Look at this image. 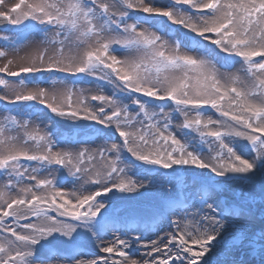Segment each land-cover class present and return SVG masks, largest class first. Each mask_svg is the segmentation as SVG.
Here are the masks:
<instances>
[{
	"label": "snow or ice",
	"instance_id": "obj_1",
	"mask_svg": "<svg viewBox=\"0 0 264 264\" xmlns=\"http://www.w3.org/2000/svg\"><path fill=\"white\" fill-rule=\"evenodd\" d=\"M0 20L24 29L0 36V102L6 105L0 117V264H212L215 251L233 250L251 259L217 264H264V0H19L0 11ZM30 44L45 47L20 57L23 62L9 58ZM45 73L47 80L36 75ZM55 73L65 76L53 78ZM80 75L111 85L112 94L91 96L98 103L89 106L80 89L74 101L77 89L68 77ZM45 83L53 90L40 87ZM36 106L77 128L80 121L101 127L77 131L72 141L52 128L29 131L40 116L32 111ZM173 113L199 144L177 137ZM106 129L120 143L103 135ZM92 135L102 141L95 149L76 147ZM238 140L246 142L247 156L237 150ZM125 152L175 176L178 168L192 173L185 175L183 202L153 215L164 216L172 231L160 235V229L147 242L143 230L115 222L108 227L111 204L103 198L114 191L139 193L154 179L132 178ZM53 167L66 170L81 189L68 192L51 178L38 179ZM256 177L262 227L237 232L234 220L254 216L250 197L240 191L222 205L227 188H217ZM204 189L212 195L206 198ZM164 190L179 200L175 180L166 181ZM81 235L98 242L95 255L85 258L76 250ZM57 237L67 246L54 245Z\"/></svg>",
	"mask_w": 264,
	"mask_h": 264
},
{
	"label": "rangeland",
	"instance_id": "obj_2",
	"mask_svg": "<svg viewBox=\"0 0 264 264\" xmlns=\"http://www.w3.org/2000/svg\"><path fill=\"white\" fill-rule=\"evenodd\" d=\"M19 0H4V5L0 6V11H7L10 9L14 4L18 3ZM29 2H32V0H29ZM13 27V25L11 26ZM24 29L23 27H18L17 30L9 29V31H0V36H9V37H14L17 33L22 32ZM29 30H32V25L29 23ZM40 39L39 36L36 37V40L38 41ZM5 45V41L0 40V46ZM45 47L44 45H37V44H30L24 47L23 49L20 50L19 53L16 52H10L9 53V58L15 59L17 62H23L20 60V57H23L27 54H36V52L39 49H42ZM49 47V54L52 52V47ZM0 67H3V61H0ZM240 68V65L237 64L235 69H232V71H236ZM11 70H15V67H13ZM221 71H224V69H221ZM64 74V73H61ZM40 79H49L48 74H36ZM65 76L55 73L53 78L60 77L63 78ZM70 77H68L69 79ZM12 81H15L17 78H10ZM70 80L72 82H75L77 93L76 96L74 97V101L77 99L81 98V93L80 89H83V97L87 98V102L89 106H94L96 103L95 101L91 100V96L93 95H99V94H105V95H111L113 92V87L108 84H101L100 82L94 80L92 77L88 76H76V78L72 77ZM69 80V81H70ZM34 87L32 85L29 86ZM40 87H45L48 88L49 91H52V85L50 84H41ZM101 89H103V92L101 93ZM56 90L59 92H63V86L62 85H56ZM147 99V98H145ZM127 103V101H125ZM150 103H153L150 101ZM6 105L3 102H0V117H2L5 112ZM9 110H11V106H7ZM152 110V109H150ZM34 112H38L40 114L39 119H35L32 121V124L29 128V131H35L37 127H39V131L41 134H43L45 131L48 130V128L55 129L57 133H63V139L72 141L75 139L74 133L77 131L81 130H87L91 128L92 130L99 129L101 126L95 125L92 122L89 121H80L79 122V128H77L73 122L67 118V117H59L47 109H45L42 106H36L33 108ZM166 112H172V108L166 107L165 109ZM13 115L15 113H12ZM207 115H212L213 118H217L216 115L213 114V110H207ZM19 118V117H18ZM23 119H27V116H24ZM183 123V117L179 114L173 113V128L172 131H174L177 134V137L182 139V140H187L191 141L194 144H199V139L196 133L191 132L186 129H182L181 125ZM45 126H48L47 128ZM15 134V133H12ZM21 138L23 139V133L21 131L20 133ZM103 135H112L113 136V141L116 143H120V140L115 137L114 133L111 131V129H106L103 132ZM83 139L90 141L88 144L84 145H77L76 147H88L91 149H95L97 145L101 144L102 141L97 139L96 136H84ZM27 148L35 151V144L34 142H29L26 145ZM60 148H65L68 147V145L65 144H60ZM204 147V155L207 158L208 156V146L203 145ZM237 150L240 152H243L246 156L248 154V147L246 145V142L243 140H238L236 143ZM59 150V149H54ZM124 159L128 162V168L130 169L129 175L132 176V178H138V177H149L153 178L151 186L147 190H141L140 192H145V191H150L146 193L144 198L146 200H149L152 205L150 204H141L143 201H124L123 199H120L118 196L117 198H112L114 195H117V193L110 195L112 197H104L103 199H106L110 202L111 207L109 209V212L111 213L112 220L111 221H118L120 222L121 226L116 225L117 227L120 228H125L127 230H133V229H140L143 230L144 232V242H147L149 238L151 239H156V233L158 230L163 229V231H160V235H164L165 232L171 231L169 228V225L166 227L161 226L160 221L158 218L153 219V215L157 213V211L160 209L158 208L157 204L160 201V198H170V197H175L177 193L175 192H166L164 190L165 188V182L168 180H175L177 182V185L180 189L179 191V198L184 200L185 197V184H184V179L185 176L182 177V175L175 176L170 174L169 170H163L159 169L158 166H152V165H144L141 162L135 161L134 158H132L129 154L126 152L123 154ZM97 166H100V161H96ZM33 167H36L35 163L32 164ZM177 173L180 174H185V175H191L192 173H184L181 171V169H176ZM43 178H51L55 180L58 183H61L64 187L65 191L72 192V191H79L81 189V182L77 181L75 183L72 182V177L68 176L66 173V170H61L58 171L56 170L55 167H53L51 173L48 171H43L41 174L38 176V179H43ZM0 183H3V180L0 179ZM26 183H28L26 181ZM147 183V181H145ZM91 186H85V189L88 190L90 189ZM225 188H227V192L225 195H221V198L226 197L228 202L231 201V197L234 195L238 194L240 191H244L246 194L249 195L250 199L248 203L252 205V212L254 213V216L250 219V221H242V220H234L233 222V229L236 230L237 232L240 230L237 227H234L236 224H250V226L246 231H259V229L262 227L261 224V216L259 214V206L261 203L260 200V177H256L252 180H239L235 179L233 180L229 185L227 186H220L217 191L219 192H224ZM120 193V192H119ZM127 194V195H135L136 193H122ZM191 190L189 189V195H191ZM144 199V201H146ZM226 202L223 201V204ZM222 204V205H223ZM235 207V205H233ZM232 210L227 209L225 210V214L228 215L230 214ZM50 215H56L55 212H50ZM237 216L239 215V210H236ZM68 223H75V221H72L70 218H62ZM110 221V222H111ZM22 223L26 221H21ZM37 222V221H33ZM110 227V226H108ZM107 230V229H106ZM119 234V233H117ZM139 232L133 231L132 235H138ZM112 237L109 236L108 240H110ZM54 245H58L60 247H66L67 245L64 243V239L62 237H57L52 241ZM77 251L78 252H83L88 254L85 258H88L89 256L95 255L96 253V247L95 243L92 239H90L87 236L81 235L78 237L77 241ZM136 248L140 250V253L146 251V249L141 248L140 245H136ZM216 252H220L221 254H227L228 252L224 251H215L214 254H217ZM137 253V256L140 254ZM212 254V255H214Z\"/></svg>",
	"mask_w": 264,
	"mask_h": 264
},
{
	"label": "bare ground",
	"instance_id": "obj_3",
	"mask_svg": "<svg viewBox=\"0 0 264 264\" xmlns=\"http://www.w3.org/2000/svg\"><path fill=\"white\" fill-rule=\"evenodd\" d=\"M116 194L117 195H114L113 197L112 196H109V195H113V194ZM146 195V192H142V193H136L135 195H127V194H122V193H119L118 191H114L113 193H110L108 194L107 197H112L113 199L114 198H117L116 196H118L120 199H123L124 201H131V202H135L136 200L137 201H143V202H148L149 203V200H146L144 198V196ZM144 199L146 201H144ZM162 206H165V207H168V206H171V207H175L176 204H166L164 201L162 202ZM160 219H162V221H164L165 223L169 224V221L164 217V216H161ZM173 219H176L173 217ZM174 227V226H173ZM236 227H242L241 225H236ZM106 240H108V236H106ZM94 243H98V242H94ZM233 253H238L239 255L236 256V257H231V258H228V259H215L213 256H211V260H212V264H217V262H220V261H225V260H233V261H245L246 259H251V257L247 256L246 253L243 251V250H240V251H235L233 250L232 251ZM241 256V258L239 257Z\"/></svg>",
	"mask_w": 264,
	"mask_h": 264
},
{
	"label": "water",
	"instance_id": "obj_4",
	"mask_svg": "<svg viewBox=\"0 0 264 264\" xmlns=\"http://www.w3.org/2000/svg\"><path fill=\"white\" fill-rule=\"evenodd\" d=\"M8 24H6L3 20H0V27H6Z\"/></svg>",
	"mask_w": 264,
	"mask_h": 264
}]
</instances>
